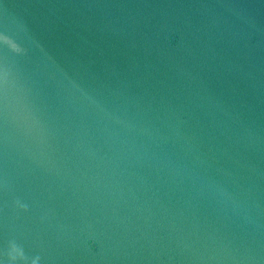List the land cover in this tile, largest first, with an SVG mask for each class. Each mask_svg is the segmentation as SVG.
Wrapping results in <instances>:
<instances>
[{
  "label": "water",
  "instance_id": "water-1",
  "mask_svg": "<svg viewBox=\"0 0 264 264\" xmlns=\"http://www.w3.org/2000/svg\"><path fill=\"white\" fill-rule=\"evenodd\" d=\"M0 264H264V0H0Z\"/></svg>",
  "mask_w": 264,
  "mask_h": 264
}]
</instances>
